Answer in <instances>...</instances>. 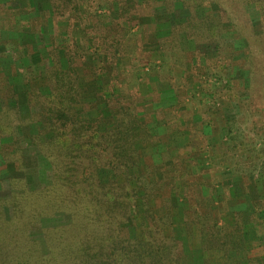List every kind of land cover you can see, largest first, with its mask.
I'll return each instance as SVG.
<instances>
[{"label":"trees","instance_id":"trees-1","mask_svg":"<svg viewBox=\"0 0 264 264\" xmlns=\"http://www.w3.org/2000/svg\"><path fill=\"white\" fill-rule=\"evenodd\" d=\"M139 1L133 7V13L135 9L150 12L158 5L164 7V13L172 15L180 5L178 7L184 10L185 16L169 26L166 39L162 38L165 34L160 35V48L167 45L175 56L183 55L180 46L182 38L193 43L213 44L222 62L218 73L206 76L215 77L225 90L222 99L229 101L235 98L242 114L257 109L253 99L264 91V0H159L157 5L149 3L151 0ZM63 5L75 12L78 21H85L86 15L105 18V14L97 10L108 6L105 0H50L49 11L59 12ZM26 6L28 9L24 10L29 20L25 24L31 34H25V38L30 36L32 42L40 34L42 36V28L48 27L51 20L47 17L37 30L35 25L40 10L31 8L29 4ZM248 7L256 10L255 22L247 12ZM121 9L119 21L127 19L125 6ZM140 12L136 14L142 15ZM89 24L92 25V22L85 21L80 30L85 31ZM95 24L96 29L106 34L88 35L82 40L68 35L63 38L60 47H55L50 39L52 48L44 49L45 59L40 56L39 49L38 52L34 48L28 50L32 58L33 55L38 56L40 63L42 59L48 60V66L41 76L25 79L22 98L11 84L7 85L4 75L0 78V100L13 98L27 114L22 118L16 108H9L7 101L0 108V164L4 167V172H0V187L4 180L8 183L7 195L0 197V264H183V257L190 259V264H231L232 256H237L246 248L247 224L258 228L259 231L255 232H261V235H256L264 243V180L254 179L255 170L243 182L245 185L249 183L252 190L257 189L258 193L254 191V194L244 195L239 193L243 189L241 185L229 184L224 197H221L228 206L222 214L217 202L214 207L211 191L207 196H200L201 202L197 201L201 190L196 189V182L189 183V178L181 172V168L184 169L183 160L188 156L195 157L203 150L201 144L206 140L207 134L204 133L207 129L214 132V137L219 134L223 124L222 114L213 116L210 108L205 109L207 118L201 122L202 129L189 131L192 136L190 143L173 159L172 174L168 175L163 164H150L136 147L138 142L151 143L152 134L145 120H140L135 105L117 102L115 110L114 107L109 109L105 100L103 110H98V119L76 118L78 110L75 106L80 103L87 88L82 85L75 65L95 52L106 55L108 62H116L117 54H121L120 40L107 33L113 27L121 28L120 23L107 20ZM223 34H231L241 41L239 56L236 55V48L224 40ZM230 57L232 63L247 75L245 82L234 88L226 85L229 83L226 76L230 66L226 59ZM113 65L110 66L112 71ZM88 71L90 76L92 73L93 80L100 72H109L104 66ZM109 76L114 78L111 73ZM141 77L147 81V73ZM258 83L262 87L257 91L255 87ZM136 85L140 89V82ZM241 87L251 94L250 98L242 100L238 97L237 91ZM169 88L172 90L171 80ZM139 89L135 87L131 93L136 95ZM91 91L94 93L92 88ZM129 96L133 98L131 94ZM255 101L258 103V99ZM103 116L109 119L106 121L110 126L100 129L101 123H106L102 121ZM32 124H37V130L29 132ZM15 126L27 129L22 137L29 140V144L48 164V184L29 187L23 154L13 131ZM251 132L254 133L253 130ZM7 140L12 143L8 152L5 148ZM262 143L256 153L255 150L247 151L253 153L250 158L255 155L254 165L261 161L264 167V139ZM253 146L257 147L255 143ZM232 149L236 158L246 151L240 146H233ZM187 152L190 153L186 156ZM11 167L22 175L4 177ZM134 168L139 169L137 175ZM188 170L191 171L190 168ZM171 198L183 203L185 209L180 222L196 229L202 241L217 237L223 240L219 248L224 259L222 262L210 263L207 258L209 248L205 244L201 243L198 251L190 249L179 232L172 229L167 233L166 229L172 228L177 220L172 213ZM56 218L63 222L51 225ZM38 228L41 241L31 236V232ZM199 253L200 262L197 259ZM263 262L264 255H261L247 257L244 263H240Z\"/></svg>","mask_w":264,"mask_h":264},{"label":"rangeland","instance_id":"rangeland-1","mask_svg":"<svg viewBox=\"0 0 264 264\" xmlns=\"http://www.w3.org/2000/svg\"><path fill=\"white\" fill-rule=\"evenodd\" d=\"M156 1L159 0H151L149 3L157 5ZM138 2L140 1L114 0L107 2L105 0L108 6L105 5L104 10H97L98 13L103 12L105 18L84 14L86 15L84 20L87 23L91 21L92 25L89 24V28L81 31L80 26L85 21L83 19L78 21L75 17V12L70 11L64 5L58 12L57 10L49 11L50 0H0V78L4 75L7 79V85L11 84L14 91L22 98V93L25 89L23 83L25 79L30 78V76H41L44 69L48 66V60L42 59V63H40L38 56L33 55L32 58L28 50L32 51V48L37 50L36 52L40 50V56L45 59L44 49L49 48V46L50 49L52 48L50 39L55 47H60L63 43V38L68 35L81 38L82 40L88 35L102 34V32L106 34L105 31L96 29L95 23L107 20H112L117 24L120 23L121 28L116 29L113 27V29L107 31L110 36L118 37L121 42L119 47L121 54H117L119 57L116 62H108L106 55L103 56L102 52H95L94 54L93 50L90 49V53H93V55H87L83 58V61L75 65V70L81 77L82 85L87 88V91L82 94L80 103L75 106L78 110L76 118L98 119V110H103L105 100L110 106L109 109L113 107L115 109L117 102H122L125 105H135L136 112L141 116H139L140 120H145L152 134V137H150L151 143L141 144L138 142L136 147L142 154V158L150 164L158 166L163 164L165 170L167 168L165 174L168 175L172 174L173 159L177 157L176 155H178L180 150H185L190 143L191 135H189V131H200L202 129L201 122L207 118L205 109L209 110L208 108H210L209 112L213 116L222 114L223 124L219 134L215 136L216 138L214 137V132L211 133L208 129L206 132L204 131L207 137L201 144L203 150L195 157L188 156L186 160L184 159V166H182L184 169L181 168L183 176L189 178V183L196 182V189L198 191L201 190L198 193L197 201L202 199L200 196H207L211 191L214 207L217 202L219 213L222 214L226 212L228 206L221 197H224L229 184L241 185L243 189L239 193L250 195L254 194L255 190H252L249 183L247 185L244 184V178L252 173L254 174L255 170L254 179L264 180L262 162L257 161L256 165H254L256 162L255 155H253L254 158L252 159L250 156L253 153H249L252 150H255L254 153H256L258 147L263 145L261 142L264 139V130L261 127L264 128V91L256 98L258 103L255 101L256 99H253L257 109L252 111V113L245 112V114H242L238 107L239 103L235 101V98L232 97L228 99L229 101L222 99L225 90L218 84L215 77L206 76L210 73L213 74V72L218 73L220 61L222 62L221 58L216 55V48L213 44L193 43L182 38L180 39V46L183 50V55L176 54L175 56H172V52L167 45H163V49L162 46L160 48L158 41L162 38L166 39L167 35L165 33H167L169 26L185 16L184 10L178 7L180 5L176 7L175 13L172 15L164 13V7L158 5L150 12L148 9L146 13H143L144 11L140 9H135L133 13V7ZM26 4H29L35 10L37 9V11L40 10L37 15L39 19L35 25L37 30L41 28L42 22L47 17L51 20L48 27L42 28V36L40 34L32 42L30 41V36L25 38V34H31L28 25L25 24L29 20L27 19L28 13L24 10L27 7ZM122 6H125L124 12H126L127 19L119 21L120 17H118V14L120 10L122 12ZM140 11L143 13L142 15L136 14ZM247 12L255 22L257 20L256 10L248 7ZM80 14L83 13L80 12ZM153 30L156 32L154 33ZM162 34L165 35L160 38ZM222 37L227 43L236 48V55L239 56L241 41L234 39L231 34H223ZM135 55L136 57H134ZM226 61L231 66H229V72L227 71L226 77L229 83L226 85L234 88L239 86V83L245 82L247 79L246 73L232 63L231 57L227 58ZM110 64H114L113 71L112 67L110 68ZM102 66H104V69L109 70L108 74L100 72L93 80L91 77L92 73L90 76V71L88 70L92 68L99 69ZM110 73L114 78H110ZM146 73L147 81L141 77ZM83 74H85V77H83ZM170 80L172 90L169 88ZM139 82L141 84L140 89L136 85ZM135 87L139 89V93L133 95L131 92ZM243 87H241L240 91H237V94L239 98L245 100L250 98L251 94L248 91L246 92ZM259 87H262L260 83L255 87L257 91ZM255 88L253 89L255 90ZM130 94L133 98L129 96ZM6 101L2 102L0 100V108ZM6 103L9 108H16L22 118L26 117L27 114L24 107L15 103L13 98H10ZM81 106L82 108L80 109ZM106 118L103 116L102 121L106 123H101L100 129L110 126V123L107 122L109 119ZM253 125L254 128H252ZM29 128V132L36 131L37 124H32ZM13 131L18 137V142L16 143L23 154L25 175L29 187L36 188L48 184V164L41 158L36 148L29 144V140L21 135L27 129L15 126ZM198 137L196 134V138ZM219 140L221 143H219ZM253 143L257 146L256 148L252 147ZM5 144L8 152L11 150L8 147H11L12 143L7 140ZM233 146H240L246 151H243L244 154L242 156L236 158L233 154L235 153L232 149ZM229 149H231L230 152ZM189 153L187 152L186 156ZM220 156H222L221 159ZM185 161H191L186 165L191 171L187 168L185 169V163H187ZM2 166L3 164H0V172H4L2 171L4 169ZM133 171L137 175L139 169L134 168ZM6 172L3 175L4 177L11 178L22 175L20 171L13 167L6 170ZM7 184L6 180H4L0 187V197L7 195ZM255 192L258 193L257 189ZM170 202L173 216L177 220L173 223L172 228L166 229L167 233L172 231V229L176 233L179 232L186 240L185 245L190 249L196 248L198 251L200 246L205 244L209 248L207 258L210 263L222 262L224 259L219 248L222 246L223 240L217 237L202 241V238H199L196 234V229L185 226L180 222L182 212L185 209L183 203L173 198H171ZM138 210L141 212L140 208ZM61 222H63L62 219L56 218V221H53L51 225L60 224ZM255 231L258 232V228L249 224L246 225L245 237L248 240H246V248L237 256H232L230 259L231 264H241L240 262L244 263L247 257L264 255V243L260 240V236H257L261 235V232L256 233ZM31 236L33 239L41 241L40 228L33 230ZM255 236L257 237L254 238ZM198 256L199 258L197 259L200 262V253ZM189 260L183 257V264H190Z\"/></svg>","mask_w":264,"mask_h":264},{"label":"crops","instance_id":"crops-1","mask_svg":"<svg viewBox=\"0 0 264 264\" xmlns=\"http://www.w3.org/2000/svg\"><path fill=\"white\" fill-rule=\"evenodd\" d=\"M168 149V148H167ZM176 150V149H175ZM178 150V149H177Z\"/></svg>","mask_w":264,"mask_h":264}]
</instances>
